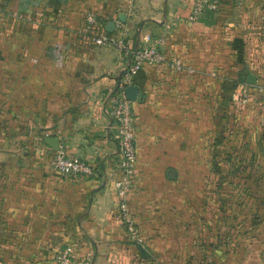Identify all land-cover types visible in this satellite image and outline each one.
I'll list each match as a JSON object with an SVG mask.
<instances>
[{
    "label": "crops",
    "instance_id": "obj_1",
    "mask_svg": "<svg viewBox=\"0 0 264 264\" xmlns=\"http://www.w3.org/2000/svg\"><path fill=\"white\" fill-rule=\"evenodd\" d=\"M191 5L192 0H0V226H63L66 216L77 232L67 245L78 258L90 255L91 264H143L139 246L169 264L180 253L183 264H223L221 226H185L178 215L191 214L188 168L201 165L208 148L222 71L247 78L264 68L263 43L239 30L241 23L226 11L239 5L248 10L264 0H220L218 10L196 22L187 21ZM88 12L100 16L104 28L114 22L111 33L124 31L133 48L162 36L169 58L144 65L128 82L139 90L131 101L137 161L128 203L142 244L133 243L116 213L113 181L120 157L115 123L106 112L130 53L92 44L85 32ZM50 137L71 158L91 164L94 175L72 179L55 171ZM196 151L198 159L192 157ZM170 170L175 178L168 177ZM171 226H184L183 241Z\"/></svg>",
    "mask_w": 264,
    "mask_h": 264
},
{
    "label": "rangeland",
    "instance_id": "obj_2",
    "mask_svg": "<svg viewBox=\"0 0 264 264\" xmlns=\"http://www.w3.org/2000/svg\"><path fill=\"white\" fill-rule=\"evenodd\" d=\"M232 7L226 11L228 18L241 23L239 30L257 35L264 45V5H253L248 10L241 5ZM263 52L260 55L264 57ZM240 73L222 71L220 97L216 99V111L212 105L208 126V148L201 152L202 164L188 168L192 178L191 214L179 210L178 218L185 226L189 221L194 226L200 222L214 226L215 221L221 226L223 264H246L244 256L249 258L247 264H264V68L252 73L258 77L255 86L246 83V74ZM192 157L198 159V152H192ZM71 224L64 216L63 226H0V264H52L55 251L76 236ZM171 229L177 241L184 240V226ZM38 247L43 253L37 252ZM145 260L170 263L157 253ZM176 264H183L181 253Z\"/></svg>",
    "mask_w": 264,
    "mask_h": 264
},
{
    "label": "built area",
    "instance_id": "obj_3",
    "mask_svg": "<svg viewBox=\"0 0 264 264\" xmlns=\"http://www.w3.org/2000/svg\"><path fill=\"white\" fill-rule=\"evenodd\" d=\"M219 3L220 0H192L187 21L196 22L204 13L218 10ZM85 20V32L91 34L92 44L113 47L130 53V62L124 70L123 81L119 82L112 93L106 112L115 123V138L120 157L119 172L113 181V190L119 198L116 213L133 243L142 244V237L139 233L135 216L128 203V197L136 177L137 143L136 118L132 111L131 101L126 96L125 88L132 76L144 65L158 66L168 62L169 58L161 49L164 38L159 36L150 46L133 48L128 45L124 31L115 34L107 32L100 24V16L97 14L88 12ZM116 24L119 30H123V25L120 21H117ZM52 166L59 174L72 179L89 178L95 172L91 164L71 158L63 145L58 146L55 150L52 156ZM145 261L147 262L142 261L143 264H156L148 263L149 260ZM54 263L91 264V256L85 255L82 258H78L73 248L66 245L55 251Z\"/></svg>",
    "mask_w": 264,
    "mask_h": 264
},
{
    "label": "water",
    "instance_id": "obj_4",
    "mask_svg": "<svg viewBox=\"0 0 264 264\" xmlns=\"http://www.w3.org/2000/svg\"><path fill=\"white\" fill-rule=\"evenodd\" d=\"M105 30L109 33L113 32L114 30V22H109L108 24H106L105 26ZM246 83L250 84V85H256V76L253 75V74H248L247 75V78H246ZM125 93H126V96L127 98L130 100V101H133L137 98V95L139 93V90H138V87L136 85H127L126 88H125ZM53 139H56V138H53V137H50V138H47V142L50 144V146H52L54 149H57L58 148V141H57V144H53L52 143V140ZM170 173L172 175H170ZM168 177L169 178H175L176 177V173L175 171L173 170H170L168 173H167ZM139 250H140V253L142 255L143 258H148L149 254L148 252L144 249V247L142 246H139Z\"/></svg>",
    "mask_w": 264,
    "mask_h": 264
},
{
    "label": "trees",
    "instance_id": "obj_5",
    "mask_svg": "<svg viewBox=\"0 0 264 264\" xmlns=\"http://www.w3.org/2000/svg\"><path fill=\"white\" fill-rule=\"evenodd\" d=\"M241 74V73H240Z\"/></svg>",
    "mask_w": 264,
    "mask_h": 264
}]
</instances>
